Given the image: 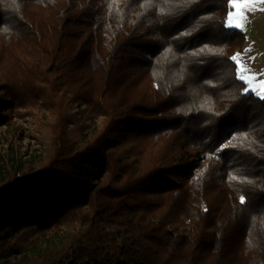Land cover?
I'll list each match as a JSON object with an SVG mask.
<instances>
[{
  "label": "trees",
  "instance_id": "trees-1",
  "mask_svg": "<svg viewBox=\"0 0 264 264\" xmlns=\"http://www.w3.org/2000/svg\"><path fill=\"white\" fill-rule=\"evenodd\" d=\"M0 1L23 31L57 3L45 81L106 118L0 151V264H264V100L237 79L229 0Z\"/></svg>",
  "mask_w": 264,
  "mask_h": 264
},
{
  "label": "rangeland",
  "instance_id": "rangeland-1",
  "mask_svg": "<svg viewBox=\"0 0 264 264\" xmlns=\"http://www.w3.org/2000/svg\"><path fill=\"white\" fill-rule=\"evenodd\" d=\"M0 3L3 4V1ZM4 4L5 7L2 8H5L4 13L11 23L14 14L12 6L10 2L4 1ZM56 5L57 3L49 4L46 8L38 7L34 10L31 18L39 24L37 30L29 26L23 31L20 25L15 29V20L11 23L12 27L0 29V87L2 92L4 91L2 96L9 99V111L6 116L11 123V127L0 126L1 152H8L9 147H14L24 158L32 153L42 155L48 150L51 136L61 125L71 137V125L77 127L80 123L92 120L86 129L88 132L92 126L101 129L106 120L100 114L95 115V112L89 116L90 108L78 102L79 100L69 102L70 94L74 95L72 92L76 91L63 92L66 87L69 89L65 83L58 84L57 81V86L51 87L45 81L51 67L39 57V50L51 37L53 26H56ZM1 10L0 8V12ZM246 17L244 29H236L242 33L243 43L234 55L239 54L238 58L251 73L260 74L257 80H264V2H257L246 12ZM110 41L107 39L106 44L100 47L106 51L111 45ZM246 49L248 51H245ZM51 78L53 76L49 78L53 81ZM149 84L150 81L147 82V85ZM245 84L247 87L246 82ZM150 87L151 85L146 89L142 88L143 90L139 88L128 91L127 99H140L148 104L149 100L156 96L149 92ZM65 97L67 101L61 103L60 98ZM65 118H69L72 124H69V120L65 121Z\"/></svg>",
  "mask_w": 264,
  "mask_h": 264
},
{
  "label": "snow or ice",
  "instance_id": "snow-or-ice-1",
  "mask_svg": "<svg viewBox=\"0 0 264 264\" xmlns=\"http://www.w3.org/2000/svg\"><path fill=\"white\" fill-rule=\"evenodd\" d=\"M257 2H264V0H229V7L233 9L229 11L227 14V23L225 27L230 29H238L243 30L245 26V21L247 19L246 12L254 7ZM151 3V0H144V4L142 7H146ZM163 11V9H161ZM189 33H182V35H187ZM207 47V46H205ZM203 51V49H201ZM211 51V50H209ZM245 51H248L247 49ZM239 54L233 55L230 59L236 63V72L237 79L241 82H246L247 87L243 89V93H254L257 97L264 100V80H257V76L260 74L251 73L249 69H247L243 62L238 58ZM249 73L245 75L244 73ZM244 138H247V134H242ZM236 139V137H233ZM227 147H236V145L232 144L231 141L226 145H222L218 151H222ZM230 179L235 180V176H230ZM240 203H245V197H240Z\"/></svg>",
  "mask_w": 264,
  "mask_h": 264
}]
</instances>
